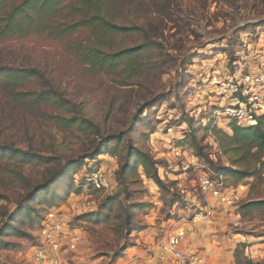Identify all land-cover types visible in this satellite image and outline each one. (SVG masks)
I'll use <instances>...</instances> for the list:
<instances>
[{
  "label": "rangeland",
  "instance_id": "1",
  "mask_svg": "<svg viewBox=\"0 0 264 264\" xmlns=\"http://www.w3.org/2000/svg\"><path fill=\"white\" fill-rule=\"evenodd\" d=\"M67 13L60 17L70 22ZM106 13L132 31L0 39V68L35 69L46 80L29 79L14 93H56L30 106L0 92V264H37L50 212L66 223L63 264H157L176 229L186 233L183 250L209 264H264V152L229 140L232 123L221 108L230 101L218 95V83L239 69L238 54L264 36V0H110ZM135 48L133 68L100 71L82 56ZM101 143L109 154L86 158ZM129 147L156 163L159 185L138 156L125 163ZM99 166L109 191L86 180ZM204 177L239 202L203 196Z\"/></svg>",
  "mask_w": 264,
  "mask_h": 264
},
{
  "label": "trees",
  "instance_id": "2",
  "mask_svg": "<svg viewBox=\"0 0 264 264\" xmlns=\"http://www.w3.org/2000/svg\"><path fill=\"white\" fill-rule=\"evenodd\" d=\"M10 1L0 0V39H12L32 33H44L45 31L52 36L64 37L76 33L83 28H90L93 32L99 33L102 36H106L107 34L125 35L132 31L130 28L117 26L108 18L106 8L110 5V0H23L18 5L7 9ZM64 11H68V17L64 18H71L72 21L66 22L60 17V14ZM58 18H61V20H58ZM137 50L135 48L112 55H102L97 49H84L82 56L86 63L100 71H103L104 68L113 69L119 66V64L133 68L134 60L138 56ZM29 79L46 83L44 76L35 69L16 70L13 68H0V92L24 99L30 106H40L49 101L53 102L56 93L50 87L48 91L44 90L39 93H14L13 90L15 88ZM230 126L233 137L229 140L240 145L245 144L250 151L256 149L257 151L264 152V119L256 127H240L234 123L230 124ZM101 145L102 148L100 150L94 151L86 158L94 160L98 156L109 154L104 149L107 148V144L101 143ZM3 150L13 152L9 147H4L1 150L2 153H4ZM23 153L24 156H30L27 155L29 153ZM137 156L140 158V165L149 179L159 185L160 181L155 170L156 163L149 160L148 157L143 154H136L134 149L129 147L124 161L127 163L132 157ZM68 164L70 163L68 162ZM127 166L124 165L121 170H125ZM247 175V173L244 174V176ZM48 183H50V180L37 185L34 188V192L27 193L18 204L21 205L33 194L37 196L40 190L47 186ZM114 197H108L105 203L110 202Z\"/></svg>",
  "mask_w": 264,
  "mask_h": 264
},
{
  "label": "built area",
  "instance_id": "3",
  "mask_svg": "<svg viewBox=\"0 0 264 264\" xmlns=\"http://www.w3.org/2000/svg\"><path fill=\"white\" fill-rule=\"evenodd\" d=\"M255 46L247 54L240 52L233 63H237L239 69L233 72L228 82L218 83V95L225 96L230 101L221 108V116L240 127H256L264 119V36L256 39ZM106 157L115 163L116 157ZM87 182L94 191H109L111 188L103 166L93 169ZM199 189L203 196L215 199L221 204L232 205L239 202L236 194L223 193L220 182L207 177L200 180ZM210 213L207 212L209 215ZM65 225L63 215L55 212L48 214V228L42 231V238L33 253L37 264H63L60 253L64 243ZM185 240L186 233L183 229L174 230L160 247L157 264H209L197 252L184 251ZM69 247L75 248L73 244Z\"/></svg>",
  "mask_w": 264,
  "mask_h": 264
}]
</instances>
